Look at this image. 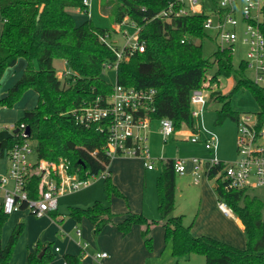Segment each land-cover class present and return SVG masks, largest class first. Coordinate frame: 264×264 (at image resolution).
Returning a JSON list of instances; mask_svg holds the SVG:
<instances>
[{"label":"trees","instance_id":"trees-1","mask_svg":"<svg viewBox=\"0 0 264 264\" xmlns=\"http://www.w3.org/2000/svg\"><path fill=\"white\" fill-rule=\"evenodd\" d=\"M116 1L112 24H131L139 29V40L145 42L144 51H126L116 67V82L137 89H155L152 117L170 118L175 131L182 126L191 127L190 97L193 90L204 88L210 69L216 66L211 84L220 75L234 76L235 85L229 93L212 90L209 102H219L215 124L226 119L236 123L243 114L232 108L233 95L242 90L250 91L258 104L257 127L264 129V85L256 84L247 74L242 61L239 69L233 66V57L226 51H216L212 58L203 55L202 44L208 37L203 28L205 14L187 16L159 15L176 0H108ZM70 7L88 12L84 0H0V16L3 21L0 33V87L8 68H13L23 58L26 62L22 75L0 99L4 107H13L28 90L37 93V104L25 109L16 125L24 123L30 128L28 138L36 141L37 160L50 162L62 158L70 162L71 171L82 178L99 176L105 163L111 160L105 154L108 141L107 126L94 123L85 126L77 122L74 111L84 107L108 104L114 84L109 83L103 72L114 66L120 50L110 36L109 28L98 27L91 18L77 23ZM264 32V23L262 25ZM64 60L70 70L61 79L55 60ZM37 61V66L36 62ZM103 127V129H102ZM20 139L19 134L3 140L0 152L8 150ZM98 151V159L91 151ZM175 159L163 161L157 178L158 210L165 229V241L170 244L176 258L200 254L205 264H264V201L250 188L232 187L224 178L225 163L208 167L205 174L215 179V192L241 220L246 236L244 248L208 235L196 236L191 225L185 224L183 215H174L176 209ZM106 199L123 196L111 179L104 178ZM40 175L36 169L30 178L31 196L38 194ZM24 207V206H23ZM53 219L58 211L50 214ZM69 215L77 222L86 217L98 235L108 225H115L124 235L133 225L144 227L142 237L148 250L153 248L152 227L157 220H149L142 213L128 212L124 220L115 222V213L109 203L96 200L88 207H70ZM9 215L0 211V264H10L16 242L24 229L19 222L7 243L2 244V229ZM53 242L38 240L26 254L25 264H51L55 259ZM84 251L66 253L65 264H83Z\"/></svg>","mask_w":264,"mask_h":264},{"label":"built area","instance_id":"built-area-1","mask_svg":"<svg viewBox=\"0 0 264 264\" xmlns=\"http://www.w3.org/2000/svg\"><path fill=\"white\" fill-rule=\"evenodd\" d=\"M88 5V0H84ZM210 8V11L207 10ZM205 14L204 30L219 44V51H226L233 57L236 43L240 40L246 45L247 58L244 62L252 71V80L259 85H264V0H176L159 15L187 16ZM212 17L214 19H212ZM139 29L127 38L124 46L116 50V68L124 53L128 51H144L145 42L139 40ZM107 35L104 40H108ZM205 87L193 90L190 97L191 117L193 120V135L191 142L203 143L204 147L216 155L218 137L216 133L205 127L204 112L208 103L209 94H205ZM155 89H137L124 87L117 82L114 90L104 107H84L74 111L78 123L90 126L101 123L107 126L108 141L105 147L106 156L112 160L118 156L138 157L144 161L147 169H154L156 158L151 154L148 146L149 132L153 121H158L159 132L165 139L175 132L174 122L167 117L154 119ZM11 128L18 129L15 134L20 139L15 141L7 150L8 169L0 174V211L10 215L21 209L28 210L37 217H44L59 206V198L68 192H73L87 187L93 179L109 175L108 163L99 176L82 178L77 171H71L70 162L62 158L59 161L37 160L29 161L33 152L27 126L13 124ZM238 159L233 163H225L224 178L232 187L255 188L264 186V129H258L256 117L251 114H242L237 122ZM103 129V127H102ZM104 130V129H103ZM202 133H206L202 137ZM98 159V151L90 152ZM190 174L198 182L202 169L216 165L220 162L215 156L208 162L199 158H192ZM208 164V167H206ZM175 171L183 175L188 172V164L184 159H175ZM40 175L38 194L31 196L30 178L32 172ZM24 206V207H23ZM219 207L226 213L232 212L224 202H219ZM78 237L82 236L80 228L76 227ZM83 243V247H86ZM59 251V248H55ZM107 253H99L97 258L106 257Z\"/></svg>","mask_w":264,"mask_h":264},{"label":"rangeland","instance_id":"rangeland-1","mask_svg":"<svg viewBox=\"0 0 264 264\" xmlns=\"http://www.w3.org/2000/svg\"><path fill=\"white\" fill-rule=\"evenodd\" d=\"M88 14L84 11H81L79 8L70 7L68 10L72 13L77 21V23H82L87 18H91L96 26L109 28L111 30L110 36L108 40L113 42L117 46H124L126 43L127 38L133 36L137 28L131 24H125L123 26L122 31L116 30V27H113L112 20H113V12L117 6L116 1H108V0H88ZM210 11V8H207ZM212 19H214L212 17ZM3 21L0 16V33L2 31ZM125 33V34H124ZM211 38L206 37L202 41L199 40L197 43L202 44L203 55L207 58H212L213 54L219 50L218 41L215 38V33H211ZM247 46L243 45L242 42L239 40L236 43V50L233 56V66L236 69H239L241 66L242 61L246 60L247 58ZM25 63V60L21 58L19 62L15 66V71H17L21 76V63ZM37 66V61L35 62ZM25 66V65H24ZM23 66V67H24ZM55 66L57 68L58 76L64 80L66 73L70 72L66 62L61 59L55 60ZM22 67V68H23ZM24 69V68H23ZM216 71V66L209 70L208 75L206 77V81L204 83V87L207 89L205 90V94H209L212 90H220L222 93L226 94L231 91L233 86L235 85L236 79L234 76L226 77L224 75H220L218 77L219 84L215 82L211 84V79L213 74ZM247 74L249 77H252V71L247 68ZM103 77L111 84L116 83V68H106L103 72ZM19 78V77H17ZM14 82V81H13ZM12 82V84H13ZM4 84V80L2 79V85ZM0 87V89H1ZM35 93V99H24L25 93ZM23 95V97L13 106H18L21 103H26L25 107L33 108L37 104V95L34 90H28ZM232 108L234 110L240 111L243 114H251L253 119L256 117V112L258 111V104L254 100L250 91H238L236 92L232 99H231ZM0 106H2L0 104ZM12 107V108H13ZM221 107L219 102H208L205 112H204V122L205 127L216 133L218 137V147L215 153H212L208 149H206L200 143H193L191 142V137L193 135V127L189 126H182L180 130H176L174 134L167 139L164 138L162 134L159 132V124L155 121L152 125V131L149 134L148 139V146L151 150V154L154 158H156V167L153 171V174L158 178L162 171V162L166 159L173 158V159H184L187 161V164L190 166L192 163L190 162L192 158L196 157L201 159L203 162H208L212 160L215 156L218 160L223 161L224 163H233L235 162L239 155L237 150V139H238V128L237 123L231 119H226L221 124H215L217 110ZM15 123V122H14ZM14 123H6L4 128H7L9 131L12 130L11 125ZM206 133H202V137H204ZM36 141L31 140V146L33 148V152L29 155V161L36 162L38 159L37 151H36ZM2 161L0 157V162ZM2 172H0L1 174ZM202 179L208 182L210 185L215 186V179H209L206 174L205 170L202 169ZM201 179V180H202ZM190 176L184 175H177V200L176 203L179 204L180 208H185L187 212L193 214L192 217H188L192 220L194 219V214H197L199 211V200L196 193L193 191L196 189V185L193 182H190ZM192 181V180H191ZM190 185V186H189ZM194 187L193 190H189V187ZM96 191V196L94 198H98L102 196L101 200L105 201L106 203L111 204V200L106 199V193L104 191V179L103 177H97L92 180L89 186L83 187L80 190L68 192L63 194L60 197V204L58 206V212L60 213L59 218L57 220L64 218L63 224L58 225V221L54 220L50 216L46 215L44 217H37L34 214H31L28 210L17 212L12 214L2 229V244L5 245L14 230V227L19 223H24V229L20 234L13 253V257L11 259L10 264H25L26 254L28 250H32L34 244L39 239H45L50 242H53L54 245L60 246L63 241H68L73 245L74 243L77 244L82 243V239H80L76 234V227L80 228L83 232V226L81 224L75 223L73 224L69 211L70 207H88L86 205L85 198L87 194L91 191ZM191 191V193H189ZM251 193L260 196L264 201V186L255 187L254 189L250 190ZM99 192V193H97ZM102 193V194H101ZM100 198V197H99ZM100 200V199H99ZM92 204V203H91ZM90 204V205H91ZM201 209V208H200ZM201 213L200 215H202ZM199 215V216H200ZM263 217H264V209H263ZM160 219V215H159ZM85 222L88 224V220L85 219ZM158 224V223H157ZM156 224V225H157ZM59 227H58V226ZM90 225V223H89ZM242 241L243 246H246V237L245 234L242 233ZM91 240L87 238H83V242L87 241L89 243V247L87 249L88 253H84V257H88V254H91V249L94 246L98 245L96 243V239L98 235L93 234V230L90 233ZM165 243V242H164ZM145 244V243H144ZM146 247V245H145ZM164 247L161 248L159 254H153L147 257L144 261H139L136 264H204L205 257L200 254H194L190 257H181L176 258L172 255L171 246H169L163 250ZM148 250V248L146 247ZM154 249V239H153V248L148 250L149 252H153ZM60 253H57L59 255ZM101 261V260H100ZM86 264H91L90 261H85ZM121 264H131L127 262H122Z\"/></svg>","mask_w":264,"mask_h":264},{"label":"crops","instance_id":"crops-1","mask_svg":"<svg viewBox=\"0 0 264 264\" xmlns=\"http://www.w3.org/2000/svg\"><path fill=\"white\" fill-rule=\"evenodd\" d=\"M125 24L128 23L125 22L122 25L113 24V27L115 28L117 26L116 30L118 28V31H122ZM25 64L26 62L21 63L22 73ZM14 69L15 67L8 68L3 76L4 84L0 89V99L16 82V80L18 79L17 77H20V74ZM24 96V99H35V93L27 92ZM25 105L26 103H21L20 105L13 108L0 106V132L3 130H8L7 128H4V125H6V123L15 122L14 124H16L18 122V120L23 115L24 110L27 109ZM155 121H153V123ZM13 130L14 129L12 128L10 132H13ZM151 131L152 126L150 132ZM199 143L203 145V143ZM211 152L213 153V151ZM0 157L2 159V161L0 162V172L5 173L8 169L7 150L4 151L3 154L0 152ZM108 169L110 171L113 183L123 195L112 196L111 198L110 206L112 211L115 213L114 221L120 222L124 220L128 212L142 213L149 220H157L158 224L156 223L157 225L155 224L151 230V235L154 239V249L153 252H149L146 249L142 237V231L144 229L142 225H133L131 231L128 234L124 235L117 229L115 225L108 224L98 234V237L96 239V243L98 242V245L94 246V248L91 249V254H88V257H83V264H86L85 261H90L91 264H121L122 262L136 264L139 261H144L150 255L157 253L159 254L158 251H160L162 247H164L163 250H165L169 246V244L165 241V229L163 227V221L161 218L159 219L160 214L158 210V196L156 186L157 178L153 174L155 168L147 169L144 165V161L138 157L118 156L111 160ZM188 169V172L183 175L190 176L192 180H190V182H193V184L197 187L196 189H194V187L191 186V188L189 187L187 191L194 189L193 191L196 193L198 200L200 201L198 210L199 212L197 214H194V219L187 220L190 219L188 217H192L193 214L187 212L185 208H180L179 204L176 203L174 215H183L185 224L191 225L192 233L196 236L208 235L233 244L235 246L244 248L245 246H243L244 244L241 239L243 235L242 233H244V226L241 220L233 212L226 213L219 207L220 201L217 198L213 185H210L208 182L202 179V177V180L200 179L198 182L194 180L193 176L190 174L192 164L190 166L188 165ZM178 188L179 187L176 182V200ZM251 189L254 188H250V190ZM189 193H191V191ZM95 194L96 191L94 190L91 191V193L89 192L87 194V197L85 198L84 203L90 206V204H93L96 200L102 199L100 193L97 194L99 195L98 198H94L97 197ZM56 210L58 211V208ZM21 211H26V209H21L12 214ZM51 212L48 214V216L52 218V216L50 215ZM201 213L203 214L200 215ZM12 214H10L9 217ZM59 215L60 213L58 212V216L54 220H57V218H59ZM70 218L73 224L78 223L83 226L82 236L79 237L80 239H82V243H80L79 240V243H74L73 245H71L70 242L63 241L60 246L54 245L56 257L51 264H65L63 256L66 253L77 254L81 250L84 251V253H88L87 249L89 247V243L87 241L88 239H92L90 233L93 230V225L86 217H83L81 222H77L71 216ZM85 219L88 220L90 225L89 223L87 224L85 222ZM57 221L58 225H61L64 222V218H61ZM84 237L87 238V241L83 242ZM39 240H42L43 242L48 241L45 239ZM83 243L87 244L86 247H83ZM57 247L59 248V251L55 250V248ZM57 253L60 254L57 255ZM99 253H107V256L103 258H97V255Z\"/></svg>","mask_w":264,"mask_h":264},{"label":"water","instance_id":"water-1","mask_svg":"<svg viewBox=\"0 0 264 264\" xmlns=\"http://www.w3.org/2000/svg\"><path fill=\"white\" fill-rule=\"evenodd\" d=\"M18 132V129H14L13 132H10L8 130H3L0 132V143L3 141V140H6L8 138H11L15 133ZM26 132L28 134H30V128L27 127L26 129ZM206 167H208V164H206Z\"/></svg>","mask_w":264,"mask_h":264}]
</instances>
